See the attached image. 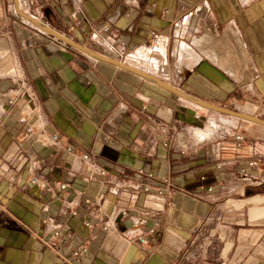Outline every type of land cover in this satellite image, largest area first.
<instances>
[{
	"label": "crops",
	"instance_id": "1",
	"mask_svg": "<svg viewBox=\"0 0 264 264\" xmlns=\"http://www.w3.org/2000/svg\"><path fill=\"white\" fill-rule=\"evenodd\" d=\"M18 1L0 0V264H264L257 145L200 139L211 110L18 12L184 93L264 118V0Z\"/></svg>",
	"mask_w": 264,
	"mask_h": 264
},
{
	"label": "water",
	"instance_id": "2",
	"mask_svg": "<svg viewBox=\"0 0 264 264\" xmlns=\"http://www.w3.org/2000/svg\"><path fill=\"white\" fill-rule=\"evenodd\" d=\"M18 12L21 16L30 20L31 22H33L37 26L41 27L43 30H45L46 32H48L49 34L54 36L55 38L59 39L63 43L85 53L87 56H89L95 60H100V61H104V62L113 64L119 68L125 69L127 71L138 74L144 78H147V79L151 80L152 82H154V83L160 85L161 87L165 88L166 90H169V91L173 92L174 94H177L181 98H184V99H186V100H188V101H190V102H192V103H194L200 107H203L207 110H211L214 112L223 113L226 115L238 117V118L248 120V121H251L253 123H257V124L264 126V119L263 118H260L256 115L249 114V113L244 112V111L231 110V109H228V108H225L222 106H218V105L209 103L207 101L201 100V99L194 97L192 95H189L187 93H184V92L180 91L179 89L175 88L174 86L170 85L166 81L162 80L161 78H159V77H157L151 73H148V72H145L141 69L133 67V66H131L125 62L110 58V57H108L102 53H99L97 51H94V50H92V49H90L84 45L78 44L75 41H73L72 39H70L68 36L61 34L60 32L49 27L47 24H45L41 20L34 18V17H32L26 13H21L20 11H18Z\"/></svg>",
	"mask_w": 264,
	"mask_h": 264
},
{
	"label": "rangeland",
	"instance_id": "3",
	"mask_svg": "<svg viewBox=\"0 0 264 264\" xmlns=\"http://www.w3.org/2000/svg\"><path fill=\"white\" fill-rule=\"evenodd\" d=\"M1 1H7L9 7L13 4L12 0H1ZM29 4H30V1L28 5ZM23 12L27 13L25 12V10H23ZM1 17L3 18V13ZM220 106L231 109V110L244 111L241 108L234 109L232 108V106H229V105L228 106L220 105ZM203 110L208 111L205 108ZM250 110H251V107H247L245 109V112L250 111ZM209 114L210 115L208 114L206 115L207 117H204L205 118L204 120H206V122H202L204 126L206 125V129L201 128L204 132L208 133V129L211 128V133L214 134L216 137H223V136L234 137L236 140L245 142L249 146L255 147L257 145L258 149L263 152V158H262L263 167L262 168H264V126L257 124V123H253L248 120L238 118V117L226 115L223 113L211 111L209 112ZM237 137H240V138H237ZM257 191L264 192V183L259 186Z\"/></svg>",
	"mask_w": 264,
	"mask_h": 264
},
{
	"label": "built area",
	"instance_id": "4",
	"mask_svg": "<svg viewBox=\"0 0 264 264\" xmlns=\"http://www.w3.org/2000/svg\"><path fill=\"white\" fill-rule=\"evenodd\" d=\"M29 1H30V0H19L18 2H19V4H20L23 8H25V7L28 6ZM20 121L23 122V121H26V119H25L24 117H21V118H20ZM28 129L31 130V126H29ZM237 138H240V137H237ZM57 140H58V136H57V135H53V136L51 137V141H57ZM65 149H66L67 152H74V151H75V150H74V146L71 145V144H66ZM80 156H81V158L84 159V160H88V159H89V155H88L86 152H81ZM248 165H249V166H257V161H256V160H251V161L249 162ZM138 172L141 173V174H145L146 176H149V177L151 176V174L145 173L143 170H139ZM30 182H31L32 184L39 185V186L42 187V188H46V187H47L46 184L43 183V182L38 183V182H37V178H35V177H32V178L30 179ZM68 185H69V184H68L67 182H59V183H58V189H59V190H66L67 187H68ZM143 189H144L145 191H148V190L152 189V186L146 184V185H144ZM154 189H155L158 193H162V190H161L160 188L155 187ZM206 190L210 191V190H212V187H211V186H207V187H206ZM84 202H85V203H90V199H89V198H86V199H84ZM74 205H77V202H76ZM44 210L46 211V210H47V207H44ZM122 213L125 214V212H122ZM53 226H54L55 229L52 231V237H53L54 239H56V238L59 237V231H58V228H57L59 225L56 224V225H53ZM150 231H152V230H150ZM139 241H140V243H143V244H146V243L148 242L146 236H140V237H139ZM85 251H86V247H85V246H83V245H81V246H77L76 248H74V249L71 251L70 256H67V257L65 256V260L69 262V261H71L72 259H75V258H77V257H79V256H81V255H83V253H84Z\"/></svg>",
	"mask_w": 264,
	"mask_h": 264
},
{
	"label": "bare ground",
	"instance_id": "5",
	"mask_svg": "<svg viewBox=\"0 0 264 264\" xmlns=\"http://www.w3.org/2000/svg\"><path fill=\"white\" fill-rule=\"evenodd\" d=\"M185 47H186V45H185ZM152 59H153V58H152ZM146 61H147V62H151L152 60H151V61H150V60H146ZM155 61H156V60H155ZM151 63H153V61H152ZM157 64H158V63H155L156 66H158ZM244 112H245V111H244ZM196 134L199 136L200 139H204L206 136L210 137V135L212 134V133H211V128L208 129V133L196 129Z\"/></svg>",
	"mask_w": 264,
	"mask_h": 264
},
{
	"label": "trees",
	"instance_id": "6",
	"mask_svg": "<svg viewBox=\"0 0 264 264\" xmlns=\"http://www.w3.org/2000/svg\"><path fill=\"white\" fill-rule=\"evenodd\" d=\"M255 190H256L255 188L247 187L245 190V195H249L253 193Z\"/></svg>",
	"mask_w": 264,
	"mask_h": 264
}]
</instances>
